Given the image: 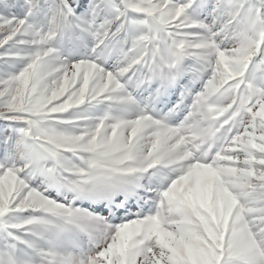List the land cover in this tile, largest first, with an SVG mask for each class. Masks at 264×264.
<instances>
[{
	"label": "snow or ice",
	"instance_id": "1",
	"mask_svg": "<svg viewBox=\"0 0 264 264\" xmlns=\"http://www.w3.org/2000/svg\"><path fill=\"white\" fill-rule=\"evenodd\" d=\"M0 264H264V0H0Z\"/></svg>",
	"mask_w": 264,
	"mask_h": 264
}]
</instances>
